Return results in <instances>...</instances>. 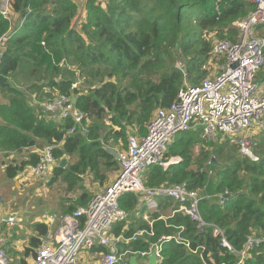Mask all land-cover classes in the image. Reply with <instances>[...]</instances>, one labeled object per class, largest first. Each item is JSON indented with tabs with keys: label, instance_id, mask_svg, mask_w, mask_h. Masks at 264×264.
I'll return each mask as SVG.
<instances>
[{
	"label": "trees",
	"instance_id": "1",
	"mask_svg": "<svg viewBox=\"0 0 264 264\" xmlns=\"http://www.w3.org/2000/svg\"><path fill=\"white\" fill-rule=\"evenodd\" d=\"M10 8L20 26L9 32V20L0 14V38L7 37L0 43V156L51 146L56 164L46 184L62 176L67 192L79 191L73 202L64 203L63 214H72L77 205L85 206L90 200L81 186L83 177L89 174L100 185L110 180V176L117 177L120 166L112 149L118 146L115 149L125 150L130 133L144 137L158 109L169 107L184 85L195 86L208 77L211 63L217 60L212 54L215 42L237 41L240 33L232 23L252 11L245 0H106L105 6L96 0H85L84 18L75 30L73 21L79 6L73 0H10ZM45 26L48 32L44 39L56 52L66 53L71 48L85 67L105 70L98 87L74 96L76 108L93 119L88 124L84 121L85 134L79 129L69 134L71 120L57 121L39 111L37 104L33 107L28 103V94L35 95L38 101L54 98L55 91L60 93L57 95L70 96V82L37 83L21 91L8 81L24 61L37 59L33 49ZM126 78L127 83L123 84ZM176 136L163 159L178 156L179 162L169 164L166 169L159 166L147 169L142 176L144 186L185 182L191 190L202 189L209 179L207 169L214 156L219 164L213 170L214 192L222 197L220 204L209 203L205 198L200 201L202 218L221 228L236 250L243 248L252 233L256 237L264 235V131L252 138L258 162L238 157L237 147L226 139L213 144L199 130ZM63 159L66 165L60 168ZM37 161L36 153H31L27 160L12 161L5 166V175L14 179ZM138 199L130 193L118 198L127 219L113 226L114 236L127 239L138 229H149L142 217L146 214L145 207L136 209ZM161 201L162 210L166 206H171V211L178 207L171 201ZM159 216L147 215L152 221V237L118 243V251H145L148 244L162 235L176 236L181 227L180 238L189 241L192 248L203 247L202 257L207 264L208 254L215 264L236 262V256L221 248L209 230L196 234L195 225L180 213L166 220L158 219ZM34 229L35 235L24 248L25 257L35 254L40 240L48 233L44 224L36 223ZM94 247L97 248L92 251H106L104 247ZM159 264L202 262L183 245L170 241L161 246ZM243 264H264V245L252 250Z\"/></svg>",
	"mask_w": 264,
	"mask_h": 264
},
{
	"label": "built area",
	"instance_id": "2",
	"mask_svg": "<svg viewBox=\"0 0 264 264\" xmlns=\"http://www.w3.org/2000/svg\"><path fill=\"white\" fill-rule=\"evenodd\" d=\"M81 7L85 0H73ZM252 6V11L245 17L232 23L239 30L235 42L216 41L212 50L213 57L221 59L219 71L195 86L184 85L174 100L166 108L158 109L147 126L144 137L129 134L125 150H112L120 166L117 177L103 190L96 192L85 206H79L71 214H46L45 225L57 224L54 235L40 241L31 261L27 264H82V253L94 246H101L106 251L100 252L102 264H128L129 257L136 256L146 262L153 248L160 262L161 246L174 241L183 245L193 255H198L203 264V247L192 248L189 241L176 236L162 235L155 243H150L145 251L120 253L118 243L135 242L145 236L152 237V221L147 215L143 220L149 229H138L130 238L111 234L113 226L126 221V212L119 207L118 198L125 193L138 196L136 209L158 210L161 200L177 204L178 209L167 217L180 213L194 225L196 234L209 230L213 238L219 240L220 247L236 256L234 264H243L250 252L259 245H264V235L247 236L243 248L234 250L218 226L205 222L199 210L202 189H189L185 182L172 186L146 187L142 182L144 172L152 166L166 169L170 163H178L179 157L164 160L168 145L177 134L201 131L203 137L213 143L217 134L237 147L238 157L258 162L259 157L253 152V135L264 131V87L255 81V74L264 67V0H245ZM11 9V8H10ZM7 19V10L0 12ZM8 20V19H7ZM7 39L0 38V43ZM212 65V63H211ZM71 89L72 84H71ZM74 100V101H72ZM74 96L57 95L52 99L37 102L39 111L49 114L57 121L71 120L69 134L83 128L86 114L75 106ZM115 151V152H114ZM38 161L29 166L27 172L48 182L56 162L52 147L45 146L37 152ZM222 195L219 196L221 199ZM159 216L158 219L166 220ZM9 227H17L13 216L2 220ZM210 254L207 255V257ZM220 256L222 254L220 253ZM0 264H18L14 262L6 248L5 239L0 233Z\"/></svg>",
	"mask_w": 264,
	"mask_h": 264
},
{
	"label": "rangeland",
	"instance_id": "3",
	"mask_svg": "<svg viewBox=\"0 0 264 264\" xmlns=\"http://www.w3.org/2000/svg\"><path fill=\"white\" fill-rule=\"evenodd\" d=\"M96 1L101 2L102 5L105 6L106 0ZM3 10H7L6 17L10 23L9 32H11L16 25L20 26V23H18L16 17H13L12 15L10 9V0H0V12ZM84 14L85 9L83 4L81 7H79L78 13L73 21V28L75 30L79 29V25L83 21ZM47 32L48 28L45 26V28L40 31V35L37 36L33 49L37 59L30 62L24 61L19 69L8 78L9 83L15 88L25 91L32 84L39 83L49 85L51 81H66L70 82V96L75 97L80 95V93H86L87 91L98 87L99 82L102 81L101 73L105 70L98 69L97 67H85L83 62L80 61L78 54H76L71 48H67L66 53L60 54L56 52L44 39ZM220 63L221 59H217L215 62H212V65L209 68V74L212 71L213 73L219 71ZM115 77L118 76L115 75ZM115 77L113 76L110 79H114ZM255 81L260 86L264 87V67L256 72ZM122 83L126 84L127 78L124 79ZM71 84L73 89H71ZM48 88L49 87L46 88V91L49 90ZM74 92H76L77 95H75ZM57 94L60 93L55 91L53 96L55 97ZM0 99H2L1 93ZM42 100L44 99L39 101ZM39 101L36 100L35 95L28 94V103L30 106L35 107ZM92 120V118L86 116L85 123L88 124ZM107 125L109 126L108 123ZM83 128H86L85 124H83ZM130 134L133 135L132 133ZM200 134L202 135L201 131ZM179 136L180 134L176 137ZM217 138L218 143L224 142V140H222L223 138H221L218 134ZM260 140V138H256V141ZM213 144H216V142ZM115 148L112 150H115ZM32 150L33 149L22 150L24 152V156L23 153L20 152L11 151L8 153H3L2 159L4 158V161L2 159V161H0V207H7L8 212L11 213V215L17 221V227L11 229L9 233L6 234L9 240H20V246H23L25 243L28 244L29 238L35 234L34 224L37 220L39 221V219H41L44 221L46 214H56L57 216L59 214H63L64 203L73 202L74 198L77 197L79 193L77 189L73 190L72 192H67L66 188L68 187L62 182V176L58 177V179L50 185L46 184L47 182L42 183L39 180L29 176L27 173H25V171L19 173L14 179L7 178L4 172L5 166L12 161L20 162L24 159L27 160ZM39 150L40 149L37 148L36 152ZM171 158L174 157H170L169 159ZM206 168L208 167L206 166ZM213 170L214 167L212 166L207 169L209 172V179L205 187L202 188L201 194L202 197H205L209 203L220 204L219 195L215 194L214 192L216 177ZM114 178L115 175L113 178L110 176V180H108L103 185H100L93 176L86 177L84 178L81 186L89 193L91 198L96 192L103 190L106 187H104L105 184H110ZM70 198L72 199L69 200ZM74 204L76 203H73L72 205ZM77 207L79 206L77 205ZM146 213H149V211L146 210ZM50 231H52V228H50ZM51 234L52 233L50 232V235ZM254 234L256 233H252V235ZM83 255H87L85 264H102V256L96 251H91L89 253L83 252L82 262ZM208 258L209 264H215L212 261L210 255Z\"/></svg>",
	"mask_w": 264,
	"mask_h": 264
},
{
	"label": "crops",
	"instance_id": "4",
	"mask_svg": "<svg viewBox=\"0 0 264 264\" xmlns=\"http://www.w3.org/2000/svg\"><path fill=\"white\" fill-rule=\"evenodd\" d=\"M176 136V135H175ZM174 136V137H175ZM173 137V138H174ZM36 149L37 148H33V150H32V152L31 153H37L36 152ZM28 150H30V149H28ZM23 153V156H24V152H22ZM176 157H178V156H175L174 158H176ZM14 158V157H13ZM26 158V157H25ZM2 157L0 156V161H4V158L2 159ZM12 159V158H11ZM9 163H11V162H9ZM8 163V164H9ZM171 164V163H170ZM29 167V166H28ZM27 167V168H28ZM2 168V167H1ZM25 173H27L29 176H31L30 174H29V171L27 172V169H26V171H25ZM52 173H53V171H52ZM52 173H51V176H52ZM31 177H33V178H35V179H37V180H39L40 182H42V183H46V182H44V181H42L41 179H39L38 177H35V176H31ZM86 177H91L89 174L88 175H86L85 177H83V179L84 178H86ZM105 186H107L106 184L104 185V187ZM103 187V188H104ZM102 188V189H103ZM101 191V190H100ZM163 205H164V203H162L160 206H162V207H159V209L157 210V211H155V212H151V213H158L161 217H167V216H169L170 215V213H171V206H166V207H164V209L162 210V208H163ZM8 208L7 207H0V233L3 235V237H4V239H5V248H6V250H7V252H8V254H9V256H10V258L14 261V262H16V263H18V264H27L28 262H30L31 261V258H32V256L30 255V256H27V257H25V254H24V248L25 247H27V245L28 244H24L23 246H20V240H9L8 239V236H7V234L6 233H9V231L11 230V229H13V228H15V227H9V226H7L5 223H3L2 222V220L3 219H6V218H8V217H10V216H12L11 215V213H9L8 212V210H7ZM149 213H146V214H144V215H148ZM143 215V216H144ZM142 216V217H143ZM36 223H38V224H43L42 222H41V219H39V221L37 220L36 221ZM35 223V224H36ZM45 225V224H44ZM45 226H47L48 227V233H47V235L45 236V237H43L42 239H45V238H47V237H49V236H52V235H54V232H55V230H56V228L58 227L57 226V224H54V225H45ZM50 228H52V231H50ZM50 232L52 233L51 235H50ZM111 234H112V232H111ZM33 235H35V234H33ZM30 239V238H29ZM41 239V240H42ZM40 240V241H41ZM97 248V247H96ZM95 247H93V249L92 250H94V249H96ZM92 250H89V251H84V252H87V253H89V252H91ZM86 257H87V255H83V262H82V264H85V260H86Z\"/></svg>",
	"mask_w": 264,
	"mask_h": 264
},
{
	"label": "water",
	"instance_id": "5",
	"mask_svg": "<svg viewBox=\"0 0 264 264\" xmlns=\"http://www.w3.org/2000/svg\"><path fill=\"white\" fill-rule=\"evenodd\" d=\"M0 82H2V78H0ZM72 101H74V100H72ZM65 165H66V159H63L60 162L59 167L64 168ZM209 165L214 167V168L218 167L219 164L215 160L214 156H211L210 161H209ZM128 264H159L158 263V256L155 253V248H153L151 254L147 257L146 262H141L137 259L136 256H131V257H129Z\"/></svg>",
	"mask_w": 264,
	"mask_h": 264
},
{
	"label": "clouds",
	"instance_id": "6",
	"mask_svg": "<svg viewBox=\"0 0 264 264\" xmlns=\"http://www.w3.org/2000/svg\"><path fill=\"white\" fill-rule=\"evenodd\" d=\"M37 154V153H36ZM206 199V198H205Z\"/></svg>",
	"mask_w": 264,
	"mask_h": 264
}]
</instances>
